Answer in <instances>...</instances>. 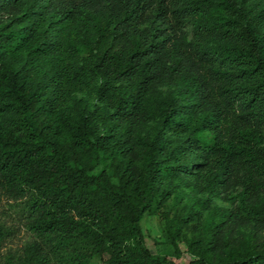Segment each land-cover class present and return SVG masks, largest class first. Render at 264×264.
<instances>
[{
    "label": "trees",
    "instance_id": "obj_1",
    "mask_svg": "<svg viewBox=\"0 0 264 264\" xmlns=\"http://www.w3.org/2000/svg\"><path fill=\"white\" fill-rule=\"evenodd\" d=\"M3 200L34 237L5 264H183L147 214L189 264H264L227 234L264 225V0H0Z\"/></svg>",
    "mask_w": 264,
    "mask_h": 264
},
{
    "label": "rangeland",
    "instance_id": "obj_2",
    "mask_svg": "<svg viewBox=\"0 0 264 264\" xmlns=\"http://www.w3.org/2000/svg\"><path fill=\"white\" fill-rule=\"evenodd\" d=\"M191 34V26L187 27ZM222 207H229V203L215 200ZM26 222L20 211L19 205L10 201L3 200L0 204V225L6 231V236L0 248V264H5L6 258L13 257L18 259L25 246L29 244L34 237L26 227ZM142 229L146 240V246L154 255H168L176 263L189 264L192 257L187 253L185 244H180L177 249L166 237L164 224L161 223L158 215H145L142 222ZM227 234L235 238H242L247 235H256L264 238V225L255 226L254 223L247 225L234 226ZM263 240V239H261ZM98 264V262H94Z\"/></svg>",
    "mask_w": 264,
    "mask_h": 264
}]
</instances>
